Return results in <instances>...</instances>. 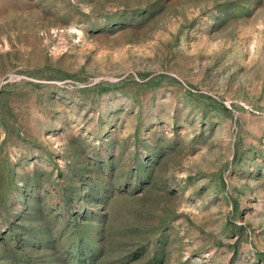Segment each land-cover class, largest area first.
<instances>
[{"label": "rangeland", "instance_id": "rangeland-1", "mask_svg": "<svg viewBox=\"0 0 264 264\" xmlns=\"http://www.w3.org/2000/svg\"><path fill=\"white\" fill-rule=\"evenodd\" d=\"M0 264H264V0H0Z\"/></svg>", "mask_w": 264, "mask_h": 264}]
</instances>
